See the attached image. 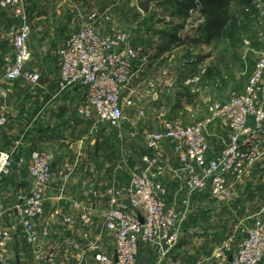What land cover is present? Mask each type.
<instances>
[{"label":"built area","instance_id":"built-area-1","mask_svg":"<svg viewBox=\"0 0 264 264\" xmlns=\"http://www.w3.org/2000/svg\"><path fill=\"white\" fill-rule=\"evenodd\" d=\"M27 1L0 0V9L24 17L13 36L14 59L5 78L9 82L25 78L38 84L41 74L26 69L32 59L29 45L32 28L25 13ZM78 16L82 19L79 29L72 31L57 49L58 88L66 91L79 87L84 96L78 113L117 126L125 117L126 109L145 97L146 89H151L154 98H159L158 81L151 74L157 59L144 46L132 44L126 33H101L98 29L100 16L96 11L84 13L79 9ZM209 112V117L192 125L180 119L166 120L163 130L151 136L149 144L165 139L174 141L189 191H208L214 198L226 200L232 186L241 182L264 157V42L246 91L229 101L211 102ZM214 119L229 131V141L215 156H210L208 128ZM7 122L2 105L0 129ZM21 144L19 137L12 141L11 149H0V179L12 174L14 150ZM143 161L148 164L147 169L135 174L124 189L109 191L111 207L103 218L105 227L115 237V250L110 255L88 239V247L93 251L91 264H137V255L144 243L158 248V258L153 264H166V259L181 242L185 215L165 201L164 168L156 158ZM29 172L33 178L31 186L18 188L11 208L0 210L1 250L16 238L18 226L23 228L30 245H40L36 221L45 214V192L57 172L52 168L51 158L36 150L31 155ZM59 174L67 181V173ZM73 205L81 211V222L88 223V206L79 201ZM67 221L73 220L68 218ZM239 234L237 248L229 255L225 251L221 253L225 263L264 264V222L257 220L243 225ZM236 237L233 235L226 240L224 249L229 250ZM66 242L69 248L83 249L69 239ZM37 264H66V261L52 253L37 251Z\"/></svg>","mask_w":264,"mask_h":264},{"label":"crops","instance_id":"crops-1","mask_svg":"<svg viewBox=\"0 0 264 264\" xmlns=\"http://www.w3.org/2000/svg\"><path fill=\"white\" fill-rule=\"evenodd\" d=\"M39 1L41 0H29L26 3V18L32 28L29 45L32 57L34 52H38L40 55L44 54V60H56L57 73L50 74V78H57V82L50 83L47 65H44V70L40 73L44 74L43 84L22 86L16 81H7L5 74L14 59L13 38L3 42L0 32V106L5 107L8 117L7 124L0 129V149H11L12 141L22 138L21 146L14 150L12 174L0 179V210L11 208L18 188L31 186V155L33 151H39L51 158L52 168L57 172L45 192V214L36 221L39 244H43L47 252L64 258L71 249H75L69 248L67 238L83 247L75 249L82 254L93 252L88 247L89 239L98 243L101 250H108L113 254V234L105 227L103 218L110 207L109 191L113 188L124 189L133 174L142 167L128 171L118 163L114 165L113 157L121 152L124 155L123 148H127L123 146V140L119 136L128 137V131L116 133L106 123L82 117L78 113L84 96L82 89L74 87L60 91L58 88L60 65L56 53L72 32L66 34L65 11L79 8L76 0H44V16L37 14L42 10ZM179 2L182 0H155L142 18L148 23V19L155 17L157 13L167 11L174 13L179 20ZM199 2L198 5L203 6L202 1ZM53 10L57 12L56 16L51 15ZM167 22L175 27H183L174 18ZM99 26L98 22V29ZM169 33L163 31L159 35L162 38L167 35L171 37ZM37 35L38 38L44 36V51L41 44L35 43ZM174 37L169 40L172 46L175 39L183 38V35ZM133 40L131 35L132 44H138ZM143 43L144 40H141L139 45L145 46L152 53L153 49L148 48L150 44L146 46ZM161 53H154L153 58L158 60ZM28 71L37 72V69ZM208 139L209 155L215 156L229 141V131L216 119L210 128ZM158 152L160 165L165 171L162 177L166 188L165 201L185 215L181 242L171 253L168 264H225L221 255L225 251L224 242L229 239V235L238 236V241L241 238L238 232L240 225L252 223L250 217L253 215L243 213L244 209L248 210L247 201L235 199L236 202L230 204L218 201L208 191L191 193L186 172L173 146L161 147ZM60 172L68 174L67 181L62 180ZM75 201L88 206V223H81V211L73 206ZM228 210L238 213L231 215ZM68 218L73 221H67ZM8 221L11 222V219ZM235 245L231 243V247ZM158 252L157 247L142 244L137 256L138 264L154 262Z\"/></svg>","mask_w":264,"mask_h":264},{"label":"rangeland","instance_id":"rangeland-1","mask_svg":"<svg viewBox=\"0 0 264 264\" xmlns=\"http://www.w3.org/2000/svg\"><path fill=\"white\" fill-rule=\"evenodd\" d=\"M141 1L143 0H76L79 8L65 11L66 34L80 27L82 19L78 16L79 9L84 13L96 11L100 16L99 31L103 34L126 33L130 40L132 35L133 41L138 44L141 40H144L146 46L150 44L148 48L153 49L152 53L162 52L160 58L155 61L156 66L151 73L158 81L159 98H154V92L146 89L145 97L126 109L125 117L117 126H111L116 133L128 131V137L119 136L120 140H123V146H127L122 147L125 149L124 155L121 152L113 157L114 165L118 163L128 171L136 167L140 169V160L145 158H156L160 163L158 151L161 147L173 146L175 149V143L170 139L149 144L150 137L163 130L166 120L180 119L186 125L201 122L210 116L211 102L229 101L244 93L264 42V0H232L231 20L223 32L213 39L208 38V20L214 12H205L204 7L198 5L199 0H182L177 3L179 20L175 18L174 13L162 11L148 19V23L142 18L144 12L138 6ZM39 3L42 10L37 14L44 16V0ZM56 14L54 10L51 13L52 16ZM172 18L180 21L183 27H175L167 22ZM23 21V16L0 9L2 41L6 42L13 38ZM163 31H169L172 36L162 38L159 34ZM179 35H183V38L175 39V44L170 45L169 40ZM34 40L35 43L42 45L44 51V36L38 38L37 35ZM37 53H33L26 69L30 71L37 69V72L41 73L44 65H47L48 78L50 74L57 73L56 60H44V54ZM56 80L57 78H50V83H55ZM16 83L22 86L33 84L25 78L19 79ZM213 123L214 121L209 126L208 133ZM230 190L231 193L226 200H217L231 204L236 202L235 199H243L247 201L246 206L250 211L244 209L243 213L253 215L250 217L252 223L257 220L264 222V157L257 161L244 179L233 185ZM229 213L234 215L238 211ZM112 236L115 250V237ZM232 236L229 235V239ZM237 238L238 236L232 241L236 245L229 250L225 249V254L229 255L237 248ZM37 251L50 253L41 243L39 247L30 245L25 239L23 228L19 226L16 238L5 250L0 249V264H17V256L23 263L37 264ZM104 252L112 254L108 250ZM170 257L171 255L166 259V264L169 263ZM64 260L66 264H91L93 252L82 254L71 249Z\"/></svg>","mask_w":264,"mask_h":264},{"label":"trees","instance_id":"trees-1","mask_svg":"<svg viewBox=\"0 0 264 264\" xmlns=\"http://www.w3.org/2000/svg\"><path fill=\"white\" fill-rule=\"evenodd\" d=\"M194 1V0H188ZM205 12H214L208 20L209 39L219 36L231 20L230 4L232 0H201Z\"/></svg>","mask_w":264,"mask_h":264},{"label":"water","instance_id":"water-1","mask_svg":"<svg viewBox=\"0 0 264 264\" xmlns=\"http://www.w3.org/2000/svg\"><path fill=\"white\" fill-rule=\"evenodd\" d=\"M154 3H155V0H143L139 2L138 6L140 10H142L143 12H148L151 9V7L154 5ZM39 83L40 84L44 83V74L41 75V79ZM140 164L143 170L147 169L148 164L146 162H144L143 160H140ZM230 260H231V257H230ZM17 264H26V263H23L20 257L17 256Z\"/></svg>","mask_w":264,"mask_h":264}]
</instances>
